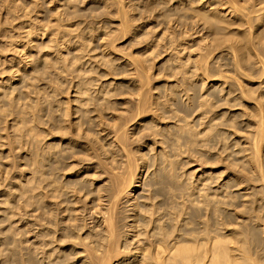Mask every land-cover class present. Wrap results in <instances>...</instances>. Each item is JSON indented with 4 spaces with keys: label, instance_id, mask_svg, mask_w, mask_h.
Returning a JSON list of instances; mask_svg holds the SVG:
<instances>
[{
    "label": "rangeland",
    "instance_id": "1",
    "mask_svg": "<svg viewBox=\"0 0 264 264\" xmlns=\"http://www.w3.org/2000/svg\"><path fill=\"white\" fill-rule=\"evenodd\" d=\"M230 1L0 0V264H101L107 213L104 264H264V0Z\"/></svg>",
    "mask_w": 264,
    "mask_h": 264
},
{
    "label": "bare ground",
    "instance_id": "2",
    "mask_svg": "<svg viewBox=\"0 0 264 264\" xmlns=\"http://www.w3.org/2000/svg\"><path fill=\"white\" fill-rule=\"evenodd\" d=\"M230 2L233 4V6L236 5L233 0H231ZM260 9H262V7ZM242 59L243 56L240 53L235 55V60L238 64ZM203 70H205V65L203 67ZM254 147H256L255 142ZM131 179L133 178L129 177L127 181L122 180L117 183L109 196V200L112 201V204L118 201V198L121 196L122 192L131 184ZM102 222L106 223L105 235L107 240L106 249L103 256L101 257V264H104L106 261L108 262L110 260V257L107 256V253L108 248L111 247V243L113 244L114 242L112 237L116 232V228L112 223L111 213H107ZM262 230L264 233V220L262 221ZM222 256L224 257L223 261L220 260L217 242H212L206 250H196L195 253H192L184 248L177 251H171L160 245H154L152 250H147L146 255L142 253V258L149 260L148 264H203L205 259L206 264H230V261L227 258L226 250L222 253ZM249 263L255 264L254 261Z\"/></svg>",
    "mask_w": 264,
    "mask_h": 264
}]
</instances>
